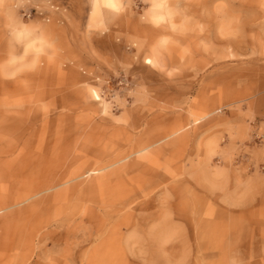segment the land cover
<instances>
[{
  "label": "rangeland",
  "instance_id": "obj_1",
  "mask_svg": "<svg viewBox=\"0 0 264 264\" xmlns=\"http://www.w3.org/2000/svg\"><path fill=\"white\" fill-rule=\"evenodd\" d=\"M0 264H264V0H0Z\"/></svg>",
  "mask_w": 264,
  "mask_h": 264
}]
</instances>
